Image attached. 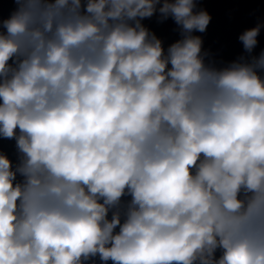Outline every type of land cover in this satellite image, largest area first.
<instances>
[{"label": "clouds", "instance_id": "clouds-1", "mask_svg": "<svg viewBox=\"0 0 264 264\" xmlns=\"http://www.w3.org/2000/svg\"><path fill=\"white\" fill-rule=\"evenodd\" d=\"M12 2L0 264H264V51L207 64L196 0ZM157 12L180 29L166 52Z\"/></svg>", "mask_w": 264, "mask_h": 264}]
</instances>
